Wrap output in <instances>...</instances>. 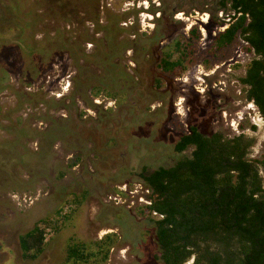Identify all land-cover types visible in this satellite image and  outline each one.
<instances>
[{"label":"rangeland","instance_id":"rangeland-1","mask_svg":"<svg viewBox=\"0 0 264 264\" xmlns=\"http://www.w3.org/2000/svg\"><path fill=\"white\" fill-rule=\"evenodd\" d=\"M230 13L218 10L217 0L98 2V25L88 21L89 39L75 46L83 53L77 61L80 69L65 53L42 82L47 93L42 100L66 95L39 105L46 114L33 126L50 134L29 139L27 154L33 158L25 159L27 166L17 179L9 169L0 179V264H63L73 239L94 240L108 232H115L118 240L107 264H159L153 258V223L136 214V207L147 201L138 173L144 165L152 169L176 158V122L184 127L195 124L206 134L243 132L255 138L251 156L264 155V121L246 101L238 80L252 57L242 40L211 68L197 63L180 77L156 68L160 48L182 34L188 36L194 25L202 33L197 46L204 50L227 27ZM214 16L226 23L218 24ZM57 23H45L49 35L57 31ZM81 28L68 27L63 38L83 40ZM17 80L14 76L11 83ZM37 85L27 89L36 90ZM94 87L103 91L93 95ZM104 90L117 95L107 96ZM14 100L6 90L0 93L6 106ZM20 111L15 115L27 116V110ZM76 154L80 160L70 166ZM261 174L264 177V171ZM129 185L130 196L117 199V190ZM61 207L68 215L70 207L76 210L64 220L56 213ZM43 219L48 221L44 224L56 222L59 229L47 227L44 252L36 259L24 258L19 236Z\"/></svg>","mask_w":264,"mask_h":264},{"label":"trees","instance_id":"trees-1","mask_svg":"<svg viewBox=\"0 0 264 264\" xmlns=\"http://www.w3.org/2000/svg\"><path fill=\"white\" fill-rule=\"evenodd\" d=\"M99 1L0 0V93L6 90L15 98L8 106L0 102V179L7 169L17 179L18 171L33 158L27 154L29 139L42 140L50 134L33 126L46 114L39 105L64 100L66 95L42 100L47 95L42 82L65 53L72 65L79 67L82 52L76 47L90 37L87 22L98 25ZM217 5L218 10L232 12L227 27L200 50L197 43L202 33L198 26H192L188 36L182 34L160 48L156 68L170 77H180L197 63L211 68L226 59L227 49L242 40L252 57L238 80L246 101L254 104L264 121V0H217ZM213 18L220 25L226 23ZM50 20L62 23L63 30L57 23V31L49 35L50 28L44 27ZM79 25L83 40L63 38L62 32L68 27L70 31ZM37 35L42 37L35 40ZM14 76L18 80L13 85ZM161 84L158 81L159 87ZM32 85L38 86L36 90L27 89ZM92 90L93 95L103 91L101 87ZM20 110H27V116L15 115ZM176 126L180 132L173 144L176 158L152 169L144 165L138 173L147 189V202L136 207V214L153 223L157 245L154 260L159 264H264V155L251 156L255 138L243 132L233 136L219 131L206 134L195 124L184 127L176 122ZM76 155L70 166L80 160ZM117 192L129 196L120 189ZM86 195L84 191L83 198ZM75 210L70 207L68 215L61 207L56 213L69 220ZM45 222L47 219L39 221L19 236L24 258L36 259L44 252L47 227L59 229L56 222ZM117 240L115 232L94 240L73 239L63 264H107Z\"/></svg>","mask_w":264,"mask_h":264},{"label":"built area","instance_id":"built-area-1","mask_svg":"<svg viewBox=\"0 0 264 264\" xmlns=\"http://www.w3.org/2000/svg\"><path fill=\"white\" fill-rule=\"evenodd\" d=\"M68 86H69V83L66 86H64V89L67 90ZM57 94H58L57 96H60L59 93H57ZM132 190L133 189L129 190L128 187H127V188H125L124 190H121V191L129 193V196H130V193L132 192ZM116 198L121 200L123 198V196L118 193V194H116ZM145 202H147V201H144V203Z\"/></svg>","mask_w":264,"mask_h":264},{"label":"clouds","instance_id":"clouds-1","mask_svg":"<svg viewBox=\"0 0 264 264\" xmlns=\"http://www.w3.org/2000/svg\"><path fill=\"white\" fill-rule=\"evenodd\" d=\"M189 264H191V261H189Z\"/></svg>","mask_w":264,"mask_h":264}]
</instances>
